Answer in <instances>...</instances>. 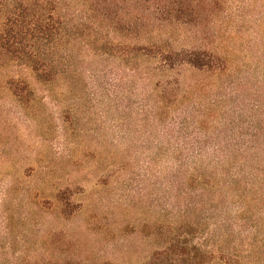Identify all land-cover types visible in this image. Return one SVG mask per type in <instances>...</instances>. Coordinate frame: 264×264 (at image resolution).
Instances as JSON below:
<instances>
[{
	"label": "rangeland",
	"instance_id": "1",
	"mask_svg": "<svg viewBox=\"0 0 264 264\" xmlns=\"http://www.w3.org/2000/svg\"><path fill=\"white\" fill-rule=\"evenodd\" d=\"M224 1L222 36L203 45L229 71L183 73L179 124L153 123L139 60L119 56L140 43L118 30L121 0L65 38L54 80L0 63V264H154L176 241L209 253L206 264H264V161L219 164L205 189L170 149L197 129L231 144L264 130V0ZM187 31L178 47L195 46Z\"/></svg>",
	"mask_w": 264,
	"mask_h": 264
},
{
	"label": "trees",
	"instance_id": "2",
	"mask_svg": "<svg viewBox=\"0 0 264 264\" xmlns=\"http://www.w3.org/2000/svg\"><path fill=\"white\" fill-rule=\"evenodd\" d=\"M151 1L121 0L123 13L119 14L124 16L118 19V30L126 35L134 33L140 43L133 49L121 50L119 56L130 60L134 55L139 60L143 79L149 83L153 96V123L162 128L180 123L176 111L178 102L183 100L184 72L217 78L229 71V58L203 45L206 38L222 36L217 35L214 27L223 14L225 1ZM109 3V0H0V63L26 67L39 82L54 80L58 76L57 62L63 59L58 47L65 43V38V44L70 45L71 31L84 27L85 22L98 21L97 14L101 21H106L111 12L116 16L118 11H109ZM180 31H187L188 41L195 46L178 47L174 33ZM163 133L161 137L175 139L168 128ZM221 137L216 131L208 134L197 129L196 142L172 144L175 167L179 157L185 159L184 179L189 186L205 189L215 186L219 164L234 168L264 161V141L259 142L264 138L263 129H254L250 134L254 143H216ZM209 256L190 243L176 241L155 251L151 259L154 264H206Z\"/></svg>",
	"mask_w": 264,
	"mask_h": 264
}]
</instances>
